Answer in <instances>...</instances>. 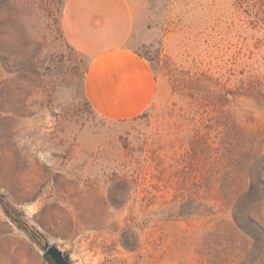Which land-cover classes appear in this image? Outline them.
Masks as SVG:
<instances>
[{
	"label": "rangeland",
	"instance_id": "1",
	"mask_svg": "<svg viewBox=\"0 0 264 264\" xmlns=\"http://www.w3.org/2000/svg\"><path fill=\"white\" fill-rule=\"evenodd\" d=\"M66 1L0 0L11 208L71 263L264 264L220 189H246L239 161L264 154V0H130L131 46L157 97L127 120L89 103L90 59L61 28ZM0 264H50L1 200Z\"/></svg>",
	"mask_w": 264,
	"mask_h": 264
},
{
	"label": "crops",
	"instance_id": "2",
	"mask_svg": "<svg viewBox=\"0 0 264 264\" xmlns=\"http://www.w3.org/2000/svg\"><path fill=\"white\" fill-rule=\"evenodd\" d=\"M61 28L68 43L90 59L85 94L98 114L133 119L153 104V68L131 46L135 11L130 0H67Z\"/></svg>",
	"mask_w": 264,
	"mask_h": 264
},
{
	"label": "trees",
	"instance_id": "3",
	"mask_svg": "<svg viewBox=\"0 0 264 264\" xmlns=\"http://www.w3.org/2000/svg\"><path fill=\"white\" fill-rule=\"evenodd\" d=\"M245 159L246 161H243ZM241 160L239 164L244 166L249 182L246 189H241L238 193H229L224 184L220 189L226 196L225 199L232 205V217L236 227L247 237H250L254 241L255 247L263 253L264 218L260 211L264 207V154L254 155L248 160L247 158ZM0 200L3 201L4 211L11 221L19 229L27 232L29 237L43 248L48 238L39 230H31L27 216L22 211L12 209L4 194L0 193ZM64 255L68 264H71L69 256ZM50 264L53 263L50 262Z\"/></svg>",
	"mask_w": 264,
	"mask_h": 264
},
{
	"label": "water",
	"instance_id": "4",
	"mask_svg": "<svg viewBox=\"0 0 264 264\" xmlns=\"http://www.w3.org/2000/svg\"><path fill=\"white\" fill-rule=\"evenodd\" d=\"M44 257L53 264H68L63 251L54 243L47 241L43 246Z\"/></svg>",
	"mask_w": 264,
	"mask_h": 264
},
{
	"label": "built area",
	"instance_id": "5",
	"mask_svg": "<svg viewBox=\"0 0 264 264\" xmlns=\"http://www.w3.org/2000/svg\"><path fill=\"white\" fill-rule=\"evenodd\" d=\"M70 262H71V261H70ZM71 264H77V263L74 262V263H71Z\"/></svg>",
	"mask_w": 264,
	"mask_h": 264
}]
</instances>
